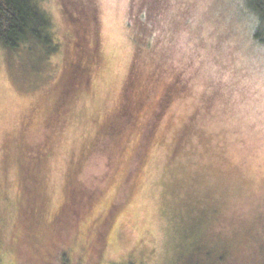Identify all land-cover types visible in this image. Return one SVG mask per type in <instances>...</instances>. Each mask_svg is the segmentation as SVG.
<instances>
[{"label":"rangeland","instance_id":"obj_1","mask_svg":"<svg viewBox=\"0 0 264 264\" xmlns=\"http://www.w3.org/2000/svg\"><path fill=\"white\" fill-rule=\"evenodd\" d=\"M38 2L52 50L0 46V264H264L246 0Z\"/></svg>","mask_w":264,"mask_h":264},{"label":"trees","instance_id":"obj_2","mask_svg":"<svg viewBox=\"0 0 264 264\" xmlns=\"http://www.w3.org/2000/svg\"><path fill=\"white\" fill-rule=\"evenodd\" d=\"M246 3L248 10L257 17L254 39L264 43V0H246ZM144 11L137 14L139 24H151L153 14L148 8ZM51 26V19L38 0H0V46L17 49L23 43L33 41L52 50ZM114 134L112 127L109 135L114 137Z\"/></svg>","mask_w":264,"mask_h":264}]
</instances>
